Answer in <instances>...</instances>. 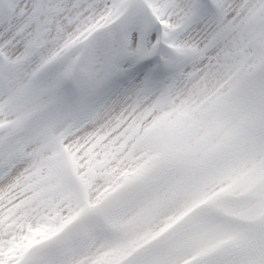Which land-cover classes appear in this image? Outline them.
Here are the masks:
<instances>
[{"label": "snow or ice", "instance_id": "6c2138e0", "mask_svg": "<svg viewBox=\"0 0 264 264\" xmlns=\"http://www.w3.org/2000/svg\"><path fill=\"white\" fill-rule=\"evenodd\" d=\"M0 264H264V0H0Z\"/></svg>", "mask_w": 264, "mask_h": 264}]
</instances>
